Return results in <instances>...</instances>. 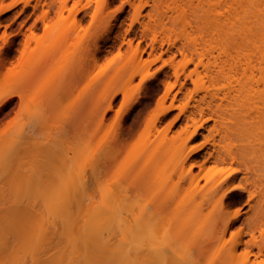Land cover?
Returning a JSON list of instances; mask_svg holds the SVG:
<instances>
[{
	"label": "bare ground",
	"instance_id": "bare-ground-1",
	"mask_svg": "<svg viewBox=\"0 0 264 264\" xmlns=\"http://www.w3.org/2000/svg\"><path fill=\"white\" fill-rule=\"evenodd\" d=\"M36 1L34 10L40 3V0ZM68 1L51 0L46 6L54 10L55 17H50V11L44 10L39 20L28 28L27 34H22L18 88L7 93L0 105L17 97L21 108L28 106L40 94V82L49 74L55 77L50 87L57 101L94 71L101 53L97 35L87 40L76 39L71 45L74 66L67 73L62 69L69 53L66 46L71 29L79 28L84 19L78 18L77 9H69ZM17 2L1 7L0 14ZM163 4L164 12L154 23L162 22L163 17L172 19L173 14L183 21L190 17L203 20L204 23L202 20L195 22L201 24L197 23V34L186 39L188 43L184 44V50H193L197 64L211 74L209 78L215 80L214 84L221 80L226 84L214 93L207 92L201 103L189 111L186 105L179 107L175 120L184 116L185 138L181 137L183 135L179 139L170 138L166 132L147 138L139 157L144 153L148 160L144 159V164L143 160L142 163L134 160L126 168L121 165L126 154L121 117L133 100L122 92L124 109L106 130V115L112 110L116 96L111 91L105 104L94 111L93 131L102 134L97 153L95 156L91 153L90 143L86 144L89 151L82 150V153L86 152L84 159L94 156L96 161L97 156L95 172L93 170L97 175L93 176L92 172L90 176L82 174L93 181L79 178L78 183L71 186L74 191L67 195L48 193L45 178L32 179L29 161L38 150L35 144L38 133L34 125H24L18 140L12 139L17 140L15 146H11L22 157L16 164L17 183L14 182L20 192L0 193V264H198L195 260L199 259L191 253L182 256L181 248L185 249L181 244L187 239L196 245L197 242L205 243L207 246L203 244V248L206 246L207 251L211 244L219 243L221 248L215 252L217 264H249L251 251L238 252L241 246L249 247L250 242H244L237 235L229 245L226 244L225 236L239 213L226 214L224 210L226 200L240 196L238 191L246 193L250 201L258 199V211L255 209L257 212L246 220L254 241V230L264 222V0H167ZM169 13L172 15L168 16ZM136 20L139 22L138 18ZM38 21L42 22V37L37 33ZM68 23L71 25L63 30ZM141 26L146 24L141 22ZM44 42L48 45L40 53L38 50ZM126 44L131 48L130 42ZM154 51L152 48L151 53ZM133 53L138 58L142 51L136 48ZM206 55L210 58L205 62L203 57ZM183 68H174L177 78ZM113 72L106 75L104 83L121 73L120 69ZM139 72L138 69L133 75ZM95 83L96 78H93L88 86L91 95L95 92ZM169 89L167 86L166 93ZM167 110L163 108L162 112ZM207 121L214 122L212 129L200 145L191 149L189 140ZM141 124L138 122L136 126ZM190 125L193 131L189 129ZM208 146L211 147L210 159L200 165L198 174H193L196 163L189 162L190 157ZM11 149L4 151L9 153ZM170 154L174 159L172 171L162 167ZM208 162L214 164L212 169L205 168ZM220 165L227 167L217 169ZM68 167L70 171L75 169ZM239 174L243 177L238 178ZM44 187L47 194H38L45 192ZM53 197L58 200L61 197L64 203H58ZM209 204H214V211L207 215L203 210ZM203 253L199 257H204Z\"/></svg>",
	"mask_w": 264,
	"mask_h": 264
},
{
	"label": "rangeland",
	"instance_id": "rangeland-1",
	"mask_svg": "<svg viewBox=\"0 0 264 264\" xmlns=\"http://www.w3.org/2000/svg\"><path fill=\"white\" fill-rule=\"evenodd\" d=\"M16 1L18 2L15 6L0 14V17L3 18V22L0 24V28L3 29L0 32V101L7 93L18 88V75L20 72L18 59L20 43L23 38L22 34H27L28 28L39 20L44 10H49L50 17H55L54 10L51 11L46 6L51 0H40L37 10L33 8L37 3L36 0H0V8ZM165 1L167 0H116V3H111V0H106V3H103V0L68 1L69 9H77L78 18L82 17L84 19L80 23L79 28L71 29L72 34L66 46V50L69 53L62 64V69L67 73L74 66L75 56L71 53V45L74 42L76 43L78 39L79 41L87 40L91 36L97 35L101 53L90 77L84 79L81 83L78 82L76 86L73 85L75 87L73 91L68 89V93L72 92V94H66L65 92L67 96L63 94L61 99L57 98V101H55L56 95L50 87L53 85L55 77H53V74H49L43 77V80L41 79L40 94L37 97L35 96L36 98L28 106L21 108L19 99L12 97V99H16V104L0 116L1 194L19 191L18 186H15L14 182L18 174V170L16 171L17 162L20 163L22 157L20 158V155H17L14 148L11 149V146H15L14 143L18 140L17 137L22 127L29 124L37 128L34 129L38 133L35 135L37 137L35 139L38 140L34 142L35 144L37 143L39 150V152H37L38 150L34 152L36 155H33L31 159L33 162L29 161L30 175L34 176V178L31 176L32 179H36L35 177L45 178L47 183H44L47 186L48 193L60 196L61 192H63V195L64 193L66 195L71 194L74 191L71 186L78 183L79 178L81 180L89 178V174L95 172L97 156L96 161L94 156L97 153V145L102 138V134L98 135L96 130L93 131V127H95L93 125L96 122L94 111L98 106L105 104L111 91L115 92L116 96L112 101V110L106 115V130L117 121V116L124 109L122 92H126L133 100L131 107L122 113L121 117V128L126 135V141L124 142L126 154L121 165L123 164L125 168L131 165L134 160V162L141 160V163L143 160V164L145 163L144 159L148 160L144 153L141 155L143 158L139 157L143 143L145 144L147 138H152L159 132H166L170 138L179 139L180 135L185 138L187 134L185 132L183 134L186 124L184 116L175 120V117L179 114V107L186 105L188 111L193 109L195 105L201 103V98L207 92L214 93L226 83L221 80L214 84L215 80L209 78L211 74L197 64L198 59L194 55L193 50H184L183 46L184 44L186 45V39L192 34H197V26L201 24L197 22L199 23L197 25L195 22L202 19L198 18L194 19V21V17L192 19L190 17L187 21H183L177 14L172 15V13H169L168 16L172 15V19L163 17L162 22H153L163 14L165 6L163 3ZM125 8L126 10H124ZM136 18H138L139 22ZM141 22L146 24V26L142 27ZM202 23H204L203 20ZM13 25L15 26L14 31L9 32ZM70 25L71 23L65 25L66 27L63 30ZM130 25H133L132 28ZM37 26V33L42 37L44 35L42 22L38 21ZM110 27V32L107 33ZM78 35L80 36L79 38H77ZM15 37H18V39H14ZM9 40H13V43L8 44ZM128 42L132 44L131 48L127 46L126 43ZM47 45L48 43H45L38 52H44ZM136 48L142 51L138 58L133 53ZM152 48H155L153 54L151 53ZM66 50L65 52L67 53L68 51ZM214 55L216 54L214 53ZM203 58L206 62L207 58L210 57L206 55ZM153 59L157 60L152 62ZM188 60L190 62L186 63ZM175 67L179 69L184 67L183 70L179 71V78L175 75ZM118 69L121 71L120 75L116 78L113 77L112 79L114 80L111 79L109 82L104 83L106 75ZM138 69L140 72L133 75ZM93 78H96L95 92H92L91 95L88 93V86ZM167 86L170 89L166 93ZM117 97L120 98L118 103L115 102ZM171 105L173 107L169 108ZM163 108H168V110L162 112ZM129 114H131L130 119ZM198 117L196 115L197 119ZM138 122L142 123L139 127L136 126ZM213 125V121H207L203 124V127L197 128V134L193 135L194 138L188 142L191 149L204 141ZM86 126L88 127L86 128V130L88 129L87 132H85ZM189 129L193 131L191 125ZM8 142H12L11 145L5 146L6 144L8 145ZM86 144H89L88 148H91L90 151L94 154L91 158L94 160H89L91 158H88V156L87 160L84 159L85 156L83 154L86 152L82 153V150L84 149L83 152L89 151ZM37 145H34V147H37ZM84 146H86V150ZM9 148L12 150H9V153L13 154L12 152H15L12 155L13 157L4 151H8ZM33 150L36 149L33 148ZM208 152H211V147L209 146L200 153L190 157L189 162L196 163V166L192 169L193 174H198L200 165L210 159ZM166 158L162 163V167L172 171L174 163L172 154ZM68 166H70V169L75 168L72 169L73 172L68 170ZM213 167L214 164L211 162H208L205 166L207 169H212ZM223 167L227 166L220 165L217 169ZM96 173L92 175H97ZM82 174L88 176L83 175V177ZM242 177L241 174L238 175V178ZM201 183L203 184L204 181L201 180ZM46 189L44 187V191ZM89 191L88 193H90ZM93 191L96 193V190ZM238 192L240 196L235 197L233 200L228 199L225 205L224 213H239L225 236L226 244L229 245L234 237L240 235L244 242L251 243V247L241 246L238 253L244 254L246 250H249L253 254L248 258L249 264H264V222L262 226H259V229L254 230V241L251 240L250 236L251 226L249 222H246L258 211L259 208H256L258 199L250 201L246 193ZM91 193L93 194V192ZM38 194L46 195L47 192L41 191ZM89 199H91V196H89ZM95 199L97 200V196ZM58 201V203H64L61 197ZM54 203L57 204L56 201ZM213 207L214 204L207 205L206 209L204 208L203 210L204 213L209 215L214 211ZM192 241L187 239L185 243L181 242L185 249L181 248L182 256H187L191 253L193 257L196 256L199 259L195 260L198 264H217L218 259L215 255L217 253L216 250L219 251L218 248H221L219 243L211 244L210 249L207 251L205 243L200 244L197 242L196 245ZM203 244L206 245L204 248L207 254H205ZM260 248L262 249L261 254L259 253ZM201 251L204 252V257L202 255L199 257L202 253Z\"/></svg>",
	"mask_w": 264,
	"mask_h": 264
},
{
	"label": "snow or ice",
	"instance_id": "snow-or-ice-1",
	"mask_svg": "<svg viewBox=\"0 0 264 264\" xmlns=\"http://www.w3.org/2000/svg\"><path fill=\"white\" fill-rule=\"evenodd\" d=\"M111 3H116V0H111ZM124 10H126V8ZM2 22H3V18L0 17V24H2ZM14 27L15 26L13 25L12 28L9 29V32L14 31ZM2 31H3V29L0 28V32H2ZM14 39H18V37H15ZM13 40H9L8 41V44L9 43L12 44L13 43ZM119 99L120 98L117 97L115 102L118 103L119 102ZM16 102H17L16 99L13 98V99L6 100L3 105H0V116H2L5 111H7L9 108H11L13 105H15ZM130 116H131V114H129V119H130ZM227 202L228 201L226 200L225 203H227Z\"/></svg>",
	"mask_w": 264,
	"mask_h": 264
}]
</instances>
